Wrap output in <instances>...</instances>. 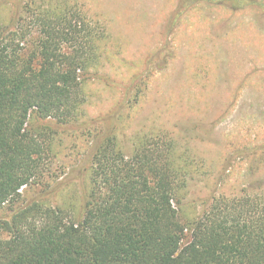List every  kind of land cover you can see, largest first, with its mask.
Returning <instances> with one entry per match:
<instances>
[{
  "label": "trees",
  "instance_id": "1",
  "mask_svg": "<svg viewBox=\"0 0 264 264\" xmlns=\"http://www.w3.org/2000/svg\"><path fill=\"white\" fill-rule=\"evenodd\" d=\"M104 30L75 0L0 22V264H264V185L212 197L184 220L196 174L173 135L139 131L129 154L114 135L96 137L79 209L40 200L60 181L22 193L51 179L42 123L79 116Z\"/></svg>",
  "mask_w": 264,
  "mask_h": 264
},
{
  "label": "rangeland",
  "instance_id": "2",
  "mask_svg": "<svg viewBox=\"0 0 264 264\" xmlns=\"http://www.w3.org/2000/svg\"><path fill=\"white\" fill-rule=\"evenodd\" d=\"M55 1L0 0V22ZM75 1L106 29L101 56L83 82L79 116L42 123L52 177L24 189L26 198L60 181L40 200L79 209L94 139L114 135L129 154L133 136L146 130L188 149L196 175L179 204L184 220L212 197L264 185V0ZM136 83L138 99L129 102Z\"/></svg>",
  "mask_w": 264,
  "mask_h": 264
}]
</instances>
